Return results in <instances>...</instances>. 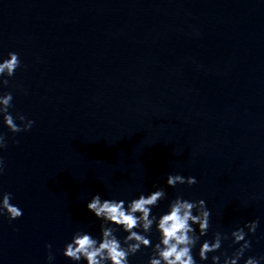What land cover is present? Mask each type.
Here are the masks:
<instances>
[{
	"label": "water",
	"instance_id": "1",
	"mask_svg": "<svg viewBox=\"0 0 264 264\" xmlns=\"http://www.w3.org/2000/svg\"><path fill=\"white\" fill-rule=\"evenodd\" d=\"M9 52L21 67L0 94L34 123L13 134L0 117V192L23 213L0 216V264H49L46 245L51 264H74L73 234L100 236L92 196L154 185L167 193L157 216L177 195L206 202L201 242L259 220L238 264L264 256V0H0V62ZM168 174L197 183L170 188ZM199 246L197 264L220 255L201 262Z\"/></svg>",
	"mask_w": 264,
	"mask_h": 264
},
{
	"label": "clouds",
	"instance_id": "2",
	"mask_svg": "<svg viewBox=\"0 0 264 264\" xmlns=\"http://www.w3.org/2000/svg\"><path fill=\"white\" fill-rule=\"evenodd\" d=\"M21 67L18 53L9 52L8 58L0 62V86H8L9 78L15 75ZM11 92L0 94V117L4 126L13 134L28 131L34 121L26 120L22 114L13 116L9 109L12 105ZM19 120L21 124H17ZM4 134H0V149L5 148ZM4 172V162L0 158V175ZM197 183L195 177H184L179 174H168L166 185L175 188L178 184L192 186ZM154 191L140 193L137 198L129 201L117 199H102L99 194L91 197L87 203V209L101 221L100 236L94 237L91 233L78 230L70 242L66 243L63 255L74 262L81 264H129V258L135 256L143 249H151L147 264H197L193 255V249L199 244V261H207L209 254L220 252V255H212V264H220L223 256V264H238L247 250L251 248V241L246 239L249 234H255L259 220L245 223L227 233L215 232L211 240L201 238L208 234L210 228L211 212L206 207V202L200 200L184 199L177 195L168 203L167 211L159 216L154 215L152 209L157 208L167 193L164 187L154 185ZM12 194L0 192V216L7 215L9 221L19 219L23 213L20 208L12 204ZM245 229L248 231L245 232ZM155 230L159 234V240L153 245L151 234ZM126 233L121 240L117 233ZM231 238L232 245L238 248L228 256L221 252L222 245ZM49 249L47 261L51 264L54 256ZM264 256H249L244 264H261Z\"/></svg>",
	"mask_w": 264,
	"mask_h": 264
}]
</instances>
